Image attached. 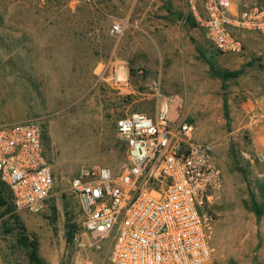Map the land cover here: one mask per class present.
<instances>
[{"label":"rangeland","instance_id":"374dc122","mask_svg":"<svg viewBox=\"0 0 264 264\" xmlns=\"http://www.w3.org/2000/svg\"><path fill=\"white\" fill-rule=\"evenodd\" d=\"M123 17L130 26L115 36ZM236 35L242 53L218 52L188 0H0V123L36 121L54 177L38 214L16 210L2 187L0 264H30L23 237L46 264H110L107 245L86 244L70 182L91 166L121 171L117 120L153 116L165 98L174 122L216 145L207 264H264V38Z\"/></svg>","mask_w":264,"mask_h":264},{"label":"built area","instance_id":"2783aa9c","mask_svg":"<svg viewBox=\"0 0 264 264\" xmlns=\"http://www.w3.org/2000/svg\"><path fill=\"white\" fill-rule=\"evenodd\" d=\"M191 14L222 54H240L236 35L264 38V0H188ZM130 18L111 28L121 36ZM125 145L121 171L82 168L70 182L84 215L86 244L107 245L110 264H207L212 256L210 200L221 187L216 145L194 139L192 124L172 119L165 98L149 116L132 112L116 122ZM0 183L16 210L40 213L53 194L41 126L34 120L0 123Z\"/></svg>","mask_w":264,"mask_h":264},{"label":"trees","instance_id":"16d2710c","mask_svg":"<svg viewBox=\"0 0 264 264\" xmlns=\"http://www.w3.org/2000/svg\"><path fill=\"white\" fill-rule=\"evenodd\" d=\"M42 129V128H41ZM42 138H43V131H42ZM6 188L3 184L0 183V207H4L7 205V198L3 195V188ZM8 190V189H7ZM9 192V190H8ZM10 197L11 193L9 192ZM12 200V198H11ZM73 234L68 233L66 236V242L70 243L72 241ZM20 244L22 245L23 248L27 249L29 251L28 254V260L30 264H46L45 260L39 255L38 253V245L35 241L30 242L28 237H23L20 239Z\"/></svg>","mask_w":264,"mask_h":264},{"label":"crops","instance_id":"0c3cea01","mask_svg":"<svg viewBox=\"0 0 264 264\" xmlns=\"http://www.w3.org/2000/svg\"><path fill=\"white\" fill-rule=\"evenodd\" d=\"M193 20H194L195 23H197L194 17H193ZM128 72L129 71L127 69H124V70L121 71V75H127Z\"/></svg>","mask_w":264,"mask_h":264}]
</instances>
